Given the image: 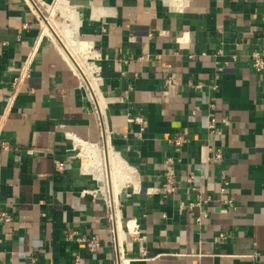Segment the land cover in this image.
I'll list each match as a JSON object with an SVG mask.
<instances>
[{
  "label": "crops",
  "instance_id": "0c3cea01",
  "mask_svg": "<svg viewBox=\"0 0 264 264\" xmlns=\"http://www.w3.org/2000/svg\"><path fill=\"white\" fill-rule=\"evenodd\" d=\"M60 1L88 43L94 91L29 0H0V264H264V70L251 64L264 58V0ZM75 139L131 170L115 199L82 170ZM167 157L174 194L159 189ZM200 194L210 200L179 211Z\"/></svg>",
  "mask_w": 264,
  "mask_h": 264
},
{
  "label": "bare ground",
  "instance_id": "6f19581e",
  "mask_svg": "<svg viewBox=\"0 0 264 264\" xmlns=\"http://www.w3.org/2000/svg\"><path fill=\"white\" fill-rule=\"evenodd\" d=\"M35 1L39 5L40 1ZM35 1L34 3L36 4ZM29 2L32 5L30 0ZM38 5L37 7L39 9L41 7L42 11L45 12V16L42 13L44 16L42 21V33L51 37L53 43L61 47V53L69 60L70 65L76 69L82 82L89 86L92 91L96 90V68L93 64H87L83 60V56L87 53L88 43L77 39L76 28L78 26V21L72 7L60 0H56L50 8L49 6L42 7V5H39V7ZM57 10L60 11V15L67 19L69 23L58 22L54 19V14ZM75 144L76 147L81 150L82 154L89 159L84 157L85 159L82 161V170L90 173L96 179L103 181L105 184L103 188L105 190L108 186H111L115 199L117 197V192L122 190L123 186H125L126 182L132 176V172L127 167V164L116 154L117 152L115 153L111 149L107 152V147L106 155L104 156L103 150L94 144L86 143L79 139H75ZM122 237V228L118 226V239L120 242L122 241ZM122 264H127L125 259Z\"/></svg>",
  "mask_w": 264,
  "mask_h": 264
},
{
  "label": "built area",
  "instance_id": "2783aa9c",
  "mask_svg": "<svg viewBox=\"0 0 264 264\" xmlns=\"http://www.w3.org/2000/svg\"><path fill=\"white\" fill-rule=\"evenodd\" d=\"M260 24H261V28L264 31V11L261 13L260 15ZM251 57H252V66L257 70V71H261L264 70V58L262 57V55L257 52V51H253L251 53ZM27 63V61L25 62ZM24 63V64H25ZM22 65L19 69V75L18 77H16L15 81L13 82V86L17 84V82L21 79H23L26 76V65ZM164 82L166 83V85H170L172 83V81L169 78H165ZM195 87H200V84H196ZM215 87V85H214ZM210 107H214L213 103L209 104ZM224 123L227 122L225 119L223 120ZM216 122L217 120L215 119V117L211 116L207 119L206 121V129L208 130L209 134H215L217 133V128H216ZM188 139L185 138L184 136H178L175 137L172 141L173 143L176 145L177 148H179L182 144H184ZM9 145H7V143H2V147L4 149L8 148ZM212 160L214 162H220L222 160V153L220 149H216L214 152V156L212 157ZM166 163H167V167L165 169V171L163 172V178H162V182L161 185L159 187L160 191L162 193H166V194H174L175 191L177 190L178 184L175 178V170H174V161L171 157H167L166 158ZM64 164L63 162H57L56 163V168L58 170H61L63 168ZM192 177H189L188 180L190 181ZM193 189H196L195 187H193ZM226 189L225 187H220L219 188V193L220 196H222L223 201L229 205V207H232V199L229 197H224L223 195L225 194ZM198 200L196 202H190L188 204H185L183 202H179L178 204V209L179 211H182L184 208H188V209H192L194 206L199 205L201 202H208L210 200V195H198L197 196ZM206 217V211L202 210L198 213V215L195 217V221L197 223H201L202 219ZM10 216L8 214H6L5 212L0 213V220H3L4 222L9 221L10 220ZM221 237H224L223 234L220 235ZM84 246L89 250V251H96L99 247H100V242L99 239L96 236H93L91 238H87V239H82ZM75 261L77 263L78 258H75ZM35 260L33 258L30 259L29 264H34Z\"/></svg>",
  "mask_w": 264,
  "mask_h": 264
},
{
  "label": "rangeland",
  "instance_id": "374dc122",
  "mask_svg": "<svg viewBox=\"0 0 264 264\" xmlns=\"http://www.w3.org/2000/svg\"><path fill=\"white\" fill-rule=\"evenodd\" d=\"M55 3V1L53 2V4ZM52 4V5H53ZM52 5H50V6H52ZM49 6V5H48ZM50 6H49V8H50ZM43 13V12H42ZM44 14V13H43ZM44 16H45V14H44ZM54 19L55 20H57L58 22H65V23H68V20L67 19H65V18H63L61 15H60V11L59 10H57L56 12H55V14H54ZM39 20H40V23H41V29H42V19L41 18H39ZM40 32H41V30H40ZM46 36V35H45ZM47 37H49V36H47ZM50 39H51V37H49ZM78 39V38H77ZM52 40V39H51ZM78 40H80V39H78ZM80 41H83V40H80ZM90 49H89V52L85 55V56H83L84 57V62L85 63H89V64H92V60H89L90 58ZM100 147V146H99ZM101 148V147H100ZM75 149H76V152H78L79 154H80V157L82 158V161L85 159L82 155H81V152H80V149L78 148V147H76L75 146ZM99 182H100V186H102V190H103V193H105L104 192V186H105V184H104V182L103 181H101V180H99ZM102 184V185H101Z\"/></svg>",
  "mask_w": 264,
  "mask_h": 264
},
{
  "label": "water",
  "instance_id": "95a60500",
  "mask_svg": "<svg viewBox=\"0 0 264 264\" xmlns=\"http://www.w3.org/2000/svg\"><path fill=\"white\" fill-rule=\"evenodd\" d=\"M32 2V5L34 7V9L36 10V12L38 13L39 17L43 20L44 16L42 14V12L40 11V9L37 7V5L34 3L33 0H30ZM103 150H104V156L106 155V145H103Z\"/></svg>",
  "mask_w": 264,
  "mask_h": 264
}]
</instances>
